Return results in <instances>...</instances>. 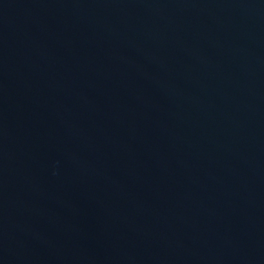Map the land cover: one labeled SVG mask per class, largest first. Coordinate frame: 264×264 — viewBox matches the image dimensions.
<instances>
[{
	"label": "water",
	"instance_id": "95a60500",
	"mask_svg": "<svg viewBox=\"0 0 264 264\" xmlns=\"http://www.w3.org/2000/svg\"><path fill=\"white\" fill-rule=\"evenodd\" d=\"M0 264H264V0H0Z\"/></svg>",
	"mask_w": 264,
	"mask_h": 264
}]
</instances>
